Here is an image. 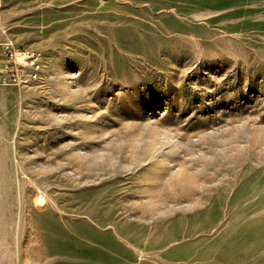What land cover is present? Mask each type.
Here are the masks:
<instances>
[{"label":"rangeland","instance_id":"obj_1","mask_svg":"<svg viewBox=\"0 0 264 264\" xmlns=\"http://www.w3.org/2000/svg\"><path fill=\"white\" fill-rule=\"evenodd\" d=\"M1 21L43 67L0 86V264H264V0Z\"/></svg>","mask_w":264,"mask_h":264},{"label":"built area","instance_id":"obj_2","mask_svg":"<svg viewBox=\"0 0 264 264\" xmlns=\"http://www.w3.org/2000/svg\"><path fill=\"white\" fill-rule=\"evenodd\" d=\"M3 0H0V86L25 88L38 83L39 57L34 51L14 45L1 21Z\"/></svg>","mask_w":264,"mask_h":264},{"label":"bare ground","instance_id":"obj_3","mask_svg":"<svg viewBox=\"0 0 264 264\" xmlns=\"http://www.w3.org/2000/svg\"><path fill=\"white\" fill-rule=\"evenodd\" d=\"M41 73H42V67H40V69H39V80H41ZM3 136V135H2ZM1 138V137H0ZM3 138V137H2ZM40 201H42L41 199H40ZM39 204V203H38ZM40 205H41V203H40ZM42 206V205H41ZM40 206V207H41ZM44 208V207H43Z\"/></svg>","mask_w":264,"mask_h":264}]
</instances>
